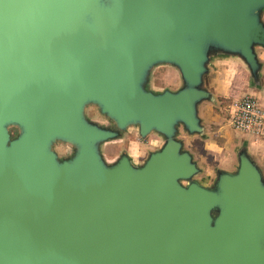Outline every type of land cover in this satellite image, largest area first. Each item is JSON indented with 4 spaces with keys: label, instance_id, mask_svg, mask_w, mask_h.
<instances>
[{
    "label": "water",
    "instance_id": "95a60500",
    "mask_svg": "<svg viewBox=\"0 0 264 264\" xmlns=\"http://www.w3.org/2000/svg\"><path fill=\"white\" fill-rule=\"evenodd\" d=\"M258 47L264 0H0V264H264L258 163L243 148L208 188L179 139L204 136L212 58L260 84ZM161 65L178 90L147 89ZM130 127L164 145L108 163L102 146ZM56 142L77 151L61 161Z\"/></svg>",
    "mask_w": 264,
    "mask_h": 264
},
{
    "label": "rangeland",
    "instance_id": "374dc122",
    "mask_svg": "<svg viewBox=\"0 0 264 264\" xmlns=\"http://www.w3.org/2000/svg\"><path fill=\"white\" fill-rule=\"evenodd\" d=\"M260 51H262V48L258 47L257 53ZM218 57L221 56H214L212 61ZM212 61L209 66L210 71L205 76V87L214 95L216 101L215 103L204 102L201 105L200 116L205 128L204 136H190L183 129L179 134V139L184 141L185 148L193 154L194 160L202 171L195 178L196 181L208 188L215 186L219 172H236L239 152L243 148L253 152V144L257 142L247 140L244 135L236 132L231 127L230 105L239 98H227L226 95L222 94L221 88L213 86ZM181 85L182 80L179 72L172 66L161 65L157 66L151 73L147 89L155 93H161L167 89L178 90ZM218 85L216 83V86ZM86 117L102 127H110L107 129H111L113 125L116 127L114 122L103 115L96 106L87 107ZM10 132L13 135L18 132V129L12 128ZM138 135H140L138 127H131L129 131L122 134V139L105 143L102 146V152L108 163H115L117 159L127 153L131 154L138 163L146 162L150 154L159 151L165 142L162 136L153 133L144 139L141 148L130 147L129 140H132V137H138ZM53 150L61 161L71 158H67L69 148L64 142H56L53 145ZM254 155L255 152L252 156ZM263 165L260 168L264 173Z\"/></svg>",
    "mask_w": 264,
    "mask_h": 264
},
{
    "label": "crops",
    "instance_id": "0c3cea01",
    "mask_svg": "<svg viewBox=\"0 0 264 264\" xmlns=\"http://www.w3.org/2000/svg\"><path fill=\"white\" fill-rule=\"evenodd\" d=\"M258 56L262 64L260 84H255L253 82L249 69L240 59L221 56L212 61L211 71H213L214 74L213 86L221 88V91H223L222 94L226 95L227 98H240L241 96L243 97L244 95L251 94L258 97L264 103V48H262V51L258 52ZM216 83L219 85L216 86ZM244 137L247 140H255L252 138L249 139V137L245 135ZM255 141L257 142H253L254 144L252 147L255 155L252 156L253 152L251 150L248 152L252 158H257L256 160L253 159L261 166L264 164V140Z\"/></svg>",
    "mask_w": 264,
    "mask_h": 264
},
{
    "label": "built area",
    "instance_id": "2783aa9c",
    "mask_svg": "<svg viewBox=\"0 0 264 264\" xmlns=\"http://www.w3.org/2000/svg\"><path fill=\"white\" fill-rule=\"evenodd\" d=\"M231 127L255 140H264V103L255 95L247 94L230 105Z\"/></svg>",
    "mask_w": 264,
    "mask_h": 264
},
{
    "label": "flooded vegetation",
    "instance_id": "af4514ba",
    "mask_svg": "<svg viewBox=\"0 0 264 264\" xmlns=\"http://www.w3.org/2000/svg\"><path fill=\"white\" fill-rule=\"evenodd\" d=\"M104 128H110V127H104ZM111 129H113V130H115V131H118V129H116V127L113 125V127L111 128ZM131 129V127L130 128H128V129H126L124 132H122V131H120L121 133H120V135L116 138V139H114V140H109L108 142H110V141H116V140H120V139H122L123 137H122V134L123 133H126L127 131H129ZM13 137V139L14 138H16L17 136H18V132H16V133H14L13 135H12ZM132 140H129V145H130V147H134V148H141V145H142V143L144 142V138H142L140 135H138V137L137 136H135V138L134 137H132L131 138ZM65 145L69 148V151H68V153H67V158L68 157H72L75 153H76V151H77V148L76 147H74L73 145H71V144H68V143H65ZM57 146V145H56ZM127 155H128V157H129V159H130V161L132 162V164H134V165H136V166H141V164L142 163H145L144 161H142L141 163H138V162H136L135 161V159L133 158V156L131 155V154H129V153H127ZM104 156V155H103ZM118 160V159H117ZM143 165V164H142ZM237 170V169H236Z\"/></svg>",
    "mask_w": 264,
    "mask_h": 264
}]
</instances>
